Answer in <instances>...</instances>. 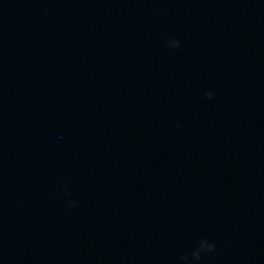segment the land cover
<instances>
[{
  "label": "water",
  "instance_id": "1",
  "mask_svg": "<svg viewBox=\"0 0 264 264\" xmlns=\"http://www.w3.org/2000/svg\"><path fill=\"white\" fill-rule=\"evenodd\" d=\"M0 264H264V0H0Z\"/></svg>",
  "mask_w": 264,
  "mask_h": 264
},
{
  "label": "clouds",
  "instance_id": "2",
  "mask_svg": "<svg viewBox=\"0 0 264 264\" xmlns=\"http://www.w3.org/2000/svg\"><path fill=\"white\" fill-rule=\"evenodd\" d=\"M177 45V41H172V46H176Z\"/></svg>",
  "mask_w": 264,
  "mask_h": 264
}]
</instances>
